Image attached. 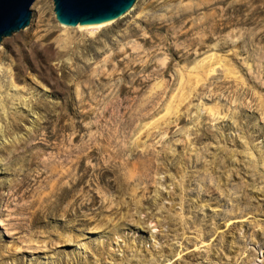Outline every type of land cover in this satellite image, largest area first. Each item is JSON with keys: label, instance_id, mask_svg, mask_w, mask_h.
Instances as JSON below:
<instances>
[{"label": "rangeland", "instance_id": "rangeland-1", "mask_svg": "<svg viewBox=\"0 0 264 264\" xmlns=\"http://www.w3.org/2000/svg\"><path fill=\"white\" fill-rule=\"evenodd\" d=\"M112 23L86 33L68 27L76 38L99 40L112 32L122 41L90 65L65 70L68 59L57 58L60 92L51 97L39 59L26 62L21 74L16 52L0 47L9 92L38 96L26 94L25 106L0 122V165L7 171L0 264H107L82 262L95 255L127 261L106 253L117 241L141 248L137 237L114 234L99 245L86 237L126 225L164 264H243L252 255L264 264V249L246 246L250 238L264 248V183L242 157L247 147L254 166L264 163V0H147L138 14ZM61 26L53 1L37 0L20 34L42 44L54 30L50 42L59 52L55 39L66 34ZM22 115L34 122L14 123ZM4 148L11 152L5 158ZM231 155L235 170L226 169ZM206 190L201 204L212 198L217 205L204 206L203 215L218 228L191 227L186 237L202 252L186 255L184 244L181 255L167 257L170 244L183 242L175 233L183 220L199 221L182 200ZM208 208L224 219L213 221ZM146 231L154 243L144 242ZM73 240L83 242L86 259L68 246L60 251ZM29 253L52 259L31 262Z\"/></svg>", "mask_w": 264, "mask_h": 264}, {"label": "bare ground", "instance_id": "bare-ground-1", "mask_svg": "<svg viewBox=\"0 0 264 264\" xmlns=\"http://www.w3.org/2000/svg\"><path fill=\"white\" fill-rule=\"evenodd\" d=\"M147 0H139V2L136 4V6L130 11L128 12L125 16L126 18L128 17H132V15H136L140 12L141 8L143 7L144 3ZM124 16V17H125ZM143 16V15H142ZM113 23H106V24H102V25H98V26H77L73 27L76 28L75 30H78L80 32L86 33V32H90V31H96V30H102L104 28H107L109 26H112ZM66 34H60L58 37H56L55 39V43L57 45H59L60 49L59 52L56 50L54 43H51L50 41L52 40V38L56 35L55 31H49L47 33V35H45V37L43 38V43L41 44L39 41H29V43H27L24 40H29L28 38H30L29 36H24V38L22 37V35L20 34L22 31H19L15 34H13L12 36L8 37V38H4L2 45L4 46L5 44L9 45L10 48L13 49L14 52H16V54L18 55V59H17V69L22 73H25L26 71V62L29 63L30 65H33L35 63H38L37 60L39 59L40 64H42L44 66L45 72L42 73V76H46V80H47V85L48 87L51 89L49 91H47L48 95L47 96H55V93L60 92V81L57 79V70H58V65L57 64H53V62L56 61L57 58H63V59H68V61H63L64 67L63 69H67L69 68V64H87L90 65L92 60L97 61L99 58H101L102 56H104L107 52L115 49L117 47L118 44L121 43V37L118 35H115L114 33L110 32V33H106L104 39H99V40H86L83 37L80 38H76L74 36H72L68 30H74L65 26H61ZM16 34H20V35H16ZM27 43V44H26ZM21 44L22 47L21 49L18 48L17 46ZM0 46V47H1ZM134 46V45H133ZM136 47V46H135ZM125 48V47H123ZM0 50H2V48H0ZM123 50V49H122ZM137 50V48H136ZM0 63V122H2V120L5 121V119L7 118V113H9V111L11 109H15L17 107V109H22L25 106V99L26 96H30L31 98L34 97L35 98V94L30 92V91H26L23 90L21 91H15V92H9L10 91V82L8 81V76H9V72L4 68L1 67ZM20 74V73H17ZM14 74L13 79L17 80L18 75ZM43 77V78H44ZM19 90V89H18ZM27 94V95H26ZM81 92H78L77 94H69V96L73 97V96H81ZM38 97V96H36ZM37 117V116H36ZM21 118V119H20ZM20 118H17L15 120L14 123L20 125L23 124V122H34V119H30L27 115H22ZM32 118H35V116L33 115ZM0 129H1V125H0ZM0 139L4 140L1 137L0 134ZM7 142V141H6ZM5 143V141H4ZM6 144V143H5ZM3 153V157H8L10 155L11 152H8V149L4 148V150H2ZM248 154L249 151L247 149V147H245V150L242 153V157H243V162L246 165H250L252 167H254L255 169H258L257 174L260 176V182L264 183V163H257L256 166H254L249 160H248ZM2 157V158H3ZM226 164L228 165V168H226L227 170H235V166L238 164L237 159L234 156H228L227 159H225ZM1 164V161H0ZM225 165V164H224ZM233 168V169H232ZM238 171V170H237ZM0 174L2 175L0 177V211H2V207L5 205L6 203V192H7V171L6 169H3L0 165ZM213 188V187H212ZM212 188H208L210 191L212 190ZM209 190H206V192H202L201 193H197V192H193L191 193V195L189 196L188 199L182 200V202L185 204V206L187 207V210L189 211V213H191V215H195L196 217H198L200 223L197 224L199 221H194L193 223L189 224L191 222L190 218H187L185 220H183V224H185V226L182 228H180V230L177 233V235L182 236V243L180 244H175L172 243L170 244L168 247L170 248V253L167 255V257L172 256L175 251H177L180 255L184 252V244L185 245H189L190 243L192 244L193 241H191L192 237L189 238L186 237V234H188L187 232L189 231V229L191 227L193 228H199L198 226H204L206 225L207 229L209 231H215L219 224L211 222V221H207L203 215L204 209L203 207H209L210 204H215L217 205V203H214V199H209L207 201H205L206 203L209 204H201L202 203V198L201 197H208L207 193L209 192ZM207 195V196H206ZM171 199V198H170ZM168 203V202H167ZM211 215H212V219L213 221L217 222L219 219H224V217H221L220 214H214V210L216 209H212V208H208L206 209ZM214 214V215H213ZM188 217V216H187ZM211 219V220H212ZM187 224V225H186ZM196 225V226H194ZM221 225V224H220ZM132 226H119L115 228V230L111 233H105V234H101L99 231H92V233L88 232L86 234H89V238H94L96 239L95 241H93L96 244H103L105 241L111 239L112 237L115 238L114 234H119L123 239L126 240H130L133 237H137L139 239V244L141 245V248L137 249L136 247V241L131 242L130 248L132 247V253L130 255L127 254L128 251H126L125 256H122L121 253V248L123 249L124 245L120 242H114V245H112L111 247V253L108 250L107 251V255L109 257H123L125 258L128 262L130 263H135L134 261L139 262L140 264H150V262H152L153 264H164L163 260L159 259L158 254H157V250H153L152 252H148L146 249H144V244L143 243V239H145L143 237L142 234L140 233H133L132 230ZM145 230H147V228H144ZM176 229V228H175ZM200 230V229H199ZM146 233L148 234V232L146 231ZM112 234V235H111ZM153 233L148 234L149 236L146 238V240L144 242L146 243H154V236L152 235ZM202 234H203V230H200V236L199 238L202 239ZM86 237L84 236V238L86 239ZM83 242H86L87 239ZM121 239V238H120ZM83 242H81L80 244H72L71 241L68 242L67 246L71 247L72 251L77 254V255H81L82 257L86 258L85 255L88 254L85 245L83 244ZM138 244V245H139ZM247 246V245H246ZM151 248V247H150ZM113 250V252H112ZM70 251V250H69ZM105 253V251H104ZM103 253V254H104ZM119 253V254H117ZM246 253V252H245ZM28 254V253H27ZM33 254L34 257L29 260V261H33L34 258H39L42 259L41 261H50V257L46 256L45 258H40L35 256V255H39L36 253H29V256H33L31 255ZM117 254V255H116ZM152 254H156V255H152ZM84 255V256H83ZM127 262V263H128ZM147 262V263H146ZM256 264L259 263L258 261H255ZM254 262V263H255ZM136 264V263H135ZM138 264V263H137ZM252 264V263H251Z\"/></svg>", "mask_w": 264, "mask_h": 264}, {"label": "water", "instance_id": "water-1", "mask_svg": "<svg viewBox=\"0 0 264 264\" xmlns=\"http://www.w3.org/2000/svg\"><path fill=\"white\" fill-rule=\"evenodd\" d=\"M36 1L0 0V46L4 38H8L30 26L32 21V6ZM52 1L57 22L62 26L71 28L79 25L98 26L117 21L130 12L139 2V0ZM246 243L248 249L251 247L256 249L259 247L262 249V244L259 241L256 244H252L250 238H248ZM254 262L255 256L252 255L243 264H251Z\"/></svg>", "mask_w": 264, "mask_h": 264}, {"label": "flooded vegetation", "instance_id": "flooded-vegetation-1", "mask_svg": "<svg viewBox=\"0 0 264 264\" xmlns=\"http://www.w3.org/2000/svg\"><path fill=\"white\" fill-rule=\"evenodd\" d=\"M155 230V229H154ZM207 239V238H206ZM208 240L210 241V238H208ZM133 242H135V241H133ZM72 243H75L74 242V240L72 241ZM76 244V243H75ZM125 244V243H124ZM156 245V244H155ZM137 246V245H136ZM191 246H194V248L193 249H188L189 247H191ZM67 247V244H64V245H62L61 246V248L63 249V250H60L61 252H64V248H66ZM124 248L126 249V251H128V248H130V245H125L124 246ZM196 248H198V250L196 249ZM185 249H187V250H185L186 251V255L187 254H190V253H193V252H196V253H201L202 252V245L200 244V243H190L188 246H186L185 247ZM197 251H196V250ZM93 251H94V249H93ZM43 252H45L44 250H43ZM91 252V251H90ZM46 253H48V252H46ZM129 253H130V251H129ZM58 254V253H57ZM164 255H168V251L166 250V251H164V253H163ZM54 255H56V254H54ZM72 254H70L69 256H71ZM185 255V256H186ZM49 256L51 257V259H52V255L51 254H49ZM64 257H62L63 259H66L67 260V258H65V255H63ZM175 257L177 256V255H174ZM174 256L172 257L173 259H177V257L176 258H174ZM184 256V257H185ZM60 257V256H59ZM73 257H75V256H73ZM86 259V258H85ZM96 259H100V260H103V262L104 263H113V264H132V263H130V262H128V261H125V260H118V259H109L107 256H102V257H96V255H95V257L93 256H90V257H88L85 261H82L83 259H81V261L82 262H87V261H91L92 262V260H96ZM109 260H111L112 262H108ZM167 260L168 259H165L164 261L165 262H167ZM180 260V259H179ZM178 261V260H177ZM192 261H193V258H192ZM128 262V263H127ZM136 264L138 263V264H140L139 262H137V261H134ZM187 263H189V261H186ZM135 263H133V264H135ZM150 264H153L152 262H150Z\"/></svg>", "mask_w": 264, "mask_h": 264}, {"label": "built area", "instance_id": "built-area-1", "mask_svg": "<svg viewBox=\"0 0 264 264\" xmlns=\"http://www.w3.org/2000/svg\"><path fill=\"white\" fill-rule=\"evenodd\" d=\"M262 249H264V248L262 247ZM262 249H261V250H262ZM248 251H249V249H248ZM259 256H260V252H258V258H259Z\"/></svg>", "mask_w": 264, "mask_h": 264}]
</instances>
